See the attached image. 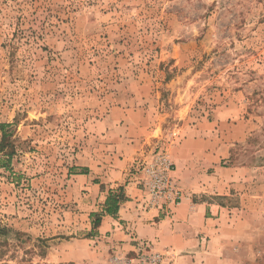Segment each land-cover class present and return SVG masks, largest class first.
<instances>
[{
	"label": "rangeland",
	"instance_id": "rangeland-1",
	"mask_svg": "<svg viewBox=\"0 0 264 264\" xmlns=\"http://www.w3.org/2000/svg\"><path fill=\"white\" fill-rule=\"evenodd\" d=\"M120 107L131 119L100 130ZM4 123L24 146L0 168V223L49 239L32 264H112L115 250L90 255L101 238L87 237L73 176L80 164L108 166L150 130L134 174L182 135L231 145L222 166L251 177L227 202L248 226L236 236L241 258L226 264H264V0H0ZM12 250L0 264L24 257Z\"/></svg>",
	"mask_w": 264,
	"mask_h": 264
},
{
	"label": "crops",
	"instance_id": "crops-1",
	"mask_svg": "<svg viewBox=\"0 0 264 264\" xmlns=\"http://www.w3.org/2000/svg\"><path fill=\"white\" fill-rule=\"evenodd\" d=\"M126 109L114 108L99 123L100 130L114 128L115 123L120 124L119 118L131 119V111ZM152 135L153 130L146 131L143 144L141 140L135 144L129 141L123 153L119 151V159L114 158L118 151L110 153L114 160L103 166L106 171L95 165L80 164L87 173L73 176L86 202L82 201L81 209L87 211L88 218L92 213L103 212L109 190L122 187L126 197L115 217H103L95 235L101 242H92L91 257L98 254L105 260L112 250L134 256L136 245L144 241L149 242L153 251L167 255L162 264H226L228 259L241 258V244L236 236L242 225L248 226L239 220L246 212L227 202L235 196L233 190L240 189V183L250 181L244 178L251 177V169L222 166L221 161L229 156V144L217 142L220 147L211 149L204 140L182 135L169 151L185 198L178 207L146 210L145 196L136 183L132 167L134 161L147 156L146 146L151 144ZM125 136L129 139L128 133ZM90 229L89 219L87 231ZM83 243L89 247L91 241ZM97 250L102 253H96Z\"/></svg>",
	"mask_w": 264,
	"mask_h": 264
},
{
	"label": "built area",
	"instance_id": "built-area-1",
	"mask_svg": "<svg viewBox=\"0 0 264 264\" xmlns=\"http://www.w3.org/2000/svg\"><path fill=\"white\" fill-rule=\"evenodd\" d=\"M135 165L136 183L145 196L143 204L146 210L181 205L185 192L176 176L169 150L155 149L147 159ZM166 259L167 255L153 251L149 242L140 241L136 245L134 258L128 259L116 251L110 261L112 264H162Z\"/></svg>",
	"mask_w": 264,
	"mask_h": 264
},
{
	"label": "trees",
	"instance_id": "trees-1",
	"mask_svg": "<svg viewBox=\"0 0 264 264\" xmlns=\"http://www.w3.org/2000/svg\"><path fill=\"white\" fill-rule=\"evenodd\" d=\"M12 124H0V168L5 170L10 169V162L12 157L23 148V143L12 139ZM73 169L69 170L68 174L72 173ZM79 174H85L87 170H82ZM126 201L122 187L109 190L104 201V210L101 213H92L89 215L91 229L87 237H94L96 230L100 226L104 216L115 217L118 212L120 204ZM31 244V247H29ZM49 239L32 237L24 232L17 231L0 223V261H3L10 249H13L11 259H14L15 250L22 249L24 257L16 261L15 264H32L31 258L37 256L41 259L45 258L47 250L49 249ZM29 258H26V257ZM73 264V263H67Z\"/></svg>",
	"mask_w": 264,
	"mask_h": 264
}]
</instances>
